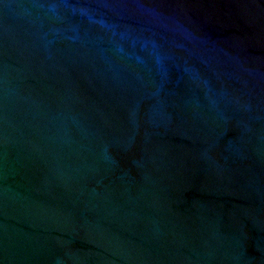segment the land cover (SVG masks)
<instances>
[{
  "label": "water",
  "instance_id": "water-1",
  "mask_svg": "<svg viewBox=\"0 0 264 264\" xmlns=\"http://www.w3.org/2000/svg\"><path fill=\"white\" fill-rule=\"evenodd\" d=\"M0 264H264V0H0Z\"/></svg>",
  "mask_w": 264,
  "mask_h": 264
}]
</instances>
